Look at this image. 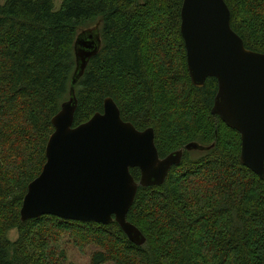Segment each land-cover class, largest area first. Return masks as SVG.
Wrapping results in <instances>:
<instances>
[{"label": "trees", "instance_id": "obj_1", "mask_svg": "<svg viewBox=\"0 0 264 264\" xmlns=\"http://www.w3.org/2000/svg\"><path fill=\"white\" fill-rule=\"evenodd\" d=\"M183 2L63 0L55 10L54 0H0V264H64L66 240L96 248L91 264H264V182L242 165L240 134L212 114L218 81L191 82ZM225 2L245 47L264 54V0ZM98 24L102 46L77 85L74 126L110 97L124 121L155 130L162 159L190 143L210 148L185 150L164 185L139 189L128 221L147 238L142 247L116 223L21 221L52 119L69 100L76 39ZM131 172L139 182L140 170Z\"/></svg>", "mask_w": 264, "mask_h": 264}, {"label": "water", "instance_id": "obj_2", "mask_svg": "<svg viewBox=\"0 0 264 264\" xmlns=\"http://www.w3.org/2000/svg\"><path fill=\"white\" fill-rule=\"evenodd\" d=\"M181 35L192 84L203 88L210 78L218 81L212 114L240 134L241 163L264 182V54L245 47L232 28L225 0H184ZM101 46L100 24L76 39L69 100L52 119L47 161L28 186L21 221L54 216L82 223H116L131 243L142 247L147 238L128 221L139 189L164 185L171 169L182 163L185 150L210 148L190 143L162 159L155 130L140 131L124 121L110 97L103 113L75 127L76 88ZM132 169L140 170L139 182Z\"/></svg>", "mask_w": 264, "mask_h": 264}, {"label": "rangeland", "instance_id": "obj_3", "mask_svg": "<svg viewBox=\"0 0 264 264\" xmlns=\"http://www.w3.org/2000/svg\"><path fill=\"white\" fill-rule=\"evenodd\" d=\"M7 0H1L2 4H5ZM63 0H54L55 10H59L61 8ZM194 155H199L198 153H193ZM10 241L15 242L19 238V234L17 230L11 231L8 235ZM59 249L64 250L67 253V260L64 264H91V256L97 250L94 247H91L85 251H81L69 242L63 241L59 244ZM114 264V263H109Z\"/></svg>", "mask_w": 264, "mask_h": 264}]
</instances>
